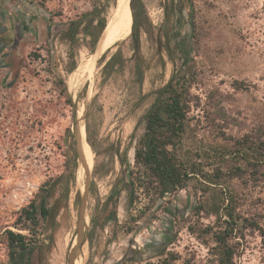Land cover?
Instances as JSON below:
<instances>
[{
    "label": "rangeland",
    "instance_id": "1",
    "mask_svg": "<svg viewBox=\"0 0 264 264\" xmlns=\"http://www.w3.org/2000/svg\"><path fill=\"white\" fill-rule=\"evenodd\" d=\"M110 1L117 8V0H101L109 21ZM125 1L141 18L143 53L151 62L143 94L164 86L176 72L195 77L179 153L198 174L169 203L141 193L131 205L130 192L123 191L118 223L103 231L97 215L122 185L119 155L127 151L152 101L132 104L124 89L130 72L112 78L105 67L120 49L132 55L127 13L120 17L117 10L120 45L97 73L107 53L93 63L89 77L85 70L102 45L91 50L83 41L90 40L88 35L74 42L62 36L71 22L92 10V0H0V233L16 230L21 209L41 185L65 173L69 199L48 233L53 241L43 249L40 264H69L86 184L73 116L99 77L84 125L92 181L77 244L83 247L89 240L86 264H163L148 257L152 244H166L179 256L173 264H219L214 234L226 227L234 230L230 242L236 264H264V150L260 156L249 149L260 143L264 148V0H193V13L186 8L178 16L182 25L176 43L190 46L178 63L160 45L166 42L160 28L172 1L143 0L141 13L136 0ZM110 38L107 32L105 40ZM72 60L76 78L68 71ZM95 124L99 128L90 145L88 127ZM227 206L234 219L225 214ZM0 264H9L1 236Z\"/></svg>",
    "mask_w": 264,
    "mask_h": 264
},
{
    "label": "trees",
    "instance_id": "2",
    "mask_svg": "<svg viewBox=\"0 0 264 264\" xmlns=\"http://www.w3.org/2000/svg\"><path fill=\"white\" fill-rule=\"evenodd\" d=\"M171 1L160 28L166 37V42L163 43L160 40V45L164 47L169 59L178 63L188 56L190 49L189 45L185 49L179 48L176 43L182 25L181 18L178 16L186 8H190L193 13L194 5L193 0ZM136 2L138 12L141 13L140 7L143 0H136ZM121 12L120 17L127 13L131 31L129 50L132 55L126 57L123 49H120L105 67L111 68L109 72L112 78L125 74L127 70L130 72V77L124 80V89L132 104L137 106L146 98L152 101L149 110L138 121L131 134L127 151L119 155L123 170L122 185L116 186L97 215L100 226L105 232L118 223L117 211L123 191L130 192L131 205L141 193L150 199L156 196L162 203H169L174 194L178 190L186 189L189 182L198 174L196 165L187 162L179 153L190 120L195 77L192 74L176 72L167 84L144 95L145 74L151 68V62L143 53L141 18H137L134 8L128 2L124 11ZM82 24L84 27L81 29ZM108 28L109 20L105 7L101 0H92V10L83 14L80 20L71 22L62 39L74 42L77 36L88 35L90 40L83 41L87 47L95 50L105 41ZM75 69L76 63L72 60L68 65V71L73 72ZM72 76L76 78L77 72L74 71ZM64 91L67 92L66 86ZM98 128L99 125L96 124L88 127L90 145ZM249 149L260 156L263 155L259 154V150H264L262 143L256 147L250 146ZM68 199L69 176L67 174L51 177L41 185L35 197L21 209L14 222L16 230L6 229L0 233L7 247L9 264H40L43 249L53 241V234L48 233L55 229L57 213L65 207ZM159 207L161 203L157 205L158 209ZM224 210L226 215L234 219V210L228 206ZM257 227L260 229L258 225ZM209 230L211 231L212 228ZM233 234V227L230 230L226 227L224 231L214 234L218 243L219 264H236L234 247L230 242ZM146 251L149 258H158L163 264H173L180 259L176 254L168 252L166 244H152Z\"/></svg>",
    "mask_w": 264,
    "mask_h": 264
},
{
    "label": "water",
    "instance_id": "3",
    "mask_svg": "<svg viewBox=\"0 0 264 264\" xmlns=\"http://www.w3.org/2000/svg\"><path fill=\"white\" fill-rule=\"evenodd\" d=\"M117 7L119 11H124L125 6L127 5L125 0H117ZM121 12V13H122ZM120 45L119 42V31H116L113 33L110 39L105 40V42L102 44V46L96 51V53L91 57L90 66L88 67V75L91 77L92 72V65L93 63L101 57L103 54H106L113 50L114 48L118 47ZM85 118H86V112L84 113V116L80 122H78V116L74 114L73 116V134L75 135L77 142H78V153H79V160L81 166L85 169L86 172V184L85 188L82 191V209L80 212V217L78 220V224L75 228V234L73 239V246L70 250V256H69V264H77L80 252H81V245L77 244V237L79 235L80 231H83L84 224H85V214H86V208H87V194L89 191V187L92 181V176L89 170L87 157H86V143H85V132H84V125H85Z\"/></svg>",
    "mask_w": 264,
    "mask_h": 264
},
{
    "label": "bare ground",
    "instance_id": "4",
    "mask_svg": "<svg viewBox=\"0 0 264 264\" xmlns=\"http://www.w3.org/2000/svg\"><path fill=\"white\" fill-rule=\"evenodd\" d=\"M109 1V0H108ZM107 2V1H106ZM109 4V3H108ZM110 7V21H109V28H108V32L109 35L112 36L113 33H115L116 31H119V21H118V7L114 8L112 2L110 1V5H108V8ZM116 48H114L113 50H111L109 53H107L100 61V67L98 68V70L96 71V73L100 70V68H102L104 66V64L106 63V61L112 56V54L114 53ZM85 62V61H84ZM86 63V62H85ZM85 66V65H84ZM90 66V65H89ZM88 66V67H89ZM88 68H86L85 71H87ZM98 82H99V77L94 78L92 81V85L90 88V92L87 93L86 97H84L81 100V105L80 108L78 109V121L80 122L84 116V113L87 112V104L89 103L90 99H92L95 95V90L96 87L98 86ZM124 126V125H123ZM133 126V125H132ZM128 129V128H127ZM81 167V166H80ZM84 173V172H83ZM94 186V185H93ZM90 194V193H89ZM88 195V194H87ZM88 197V196H87ZM90 200V199H89ZM96 216V215H95ZM88 217V216H87ZM87 217L85 218L87 220ZM79 220V219H78ZM87 223V222H86ZM86 225V224H85ZM87 236V235H86ZM89 253H90V243L89 240H87L85 242V244L83 245L81 252H80V256L78 259L77 264H86L88 259H89Z\"/></svg>",
    "mask_w": 264,
    "mask_h": 264
}]
</instances>
